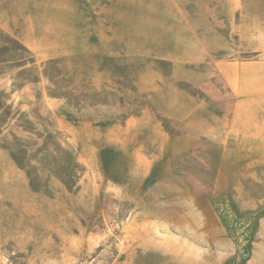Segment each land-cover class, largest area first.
Instances as JSON below:
<instances>
[{"label": "rangeland", "instance_id": "obj_1", "mask_svg": "<svg viewBox=\"0 0 264 264\" xmlns=\"http://www.w3.org/2000/svg\"><path fill=\"white\" fill-rule=\"evenodd\" d=\"M0 264H264V0H0Z\"/></svg>", "mask_w": 264, "mask_h": 264}, {"label": "trees", "instance_id": "obj_2", "mask_svg": "<svg viewBox=\"0 0 264 264\" xmlns=\"http://www.w3.org/2000/svg\"><path fill=\"white\" fill-rule=\"evenodd\" d=\"M20 45H22V44H20ZM22 48H24V46L22 45ZM25 49V48H24ZM28 61V60H27Z\"/></svg>", "mask_w": 264, "mask_h": 264}]
</instances>
